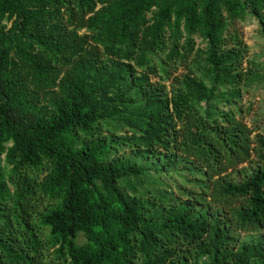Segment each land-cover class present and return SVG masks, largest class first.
<instances>
[{
	"label": "trees",
	"instance_id": "16d2710c",
	"mask_svg": "<svg viewBox=\"0 0 264 264\" xmlns=\"http://www.w3.org/2000/svg\"><path fill=\"white\" fill-rule=\"evenodd\" d=\"M249 18L264 38V0H0V264H264Z\"/></svg>",
	"mask_w": 264,
	"mask_h": 264
},
{
	"label": "rangeland",
	"instance_id": "374dc122",
	"mask_svg": "<svg viewBox=\"0 0 264 264\" xmlns=\"http://www.w3.org/2000/svg\"><path fill=\"white\" fill-rule=\"evenodd\" d=\"M239 27L243 31L245 41L251 49L249 58L251 60L256 59L259 62H264V38L261 35L258 21L254 18H249L248 21L241 23ZM197 43H200V39H197ZM203 47H205V45H203ZM154 81H156V79H154ZM243 104L246 108V113H244L246 122L254 129L264 133V89L259 86L246 88ZM124 153L128 157L133 156V153L127 148L123 149L120 154ZM261 234H264V230ZM244 235L246 234L243 233L242 236ZM79 241L80 243L85 241V236L83 234L79 236Z\"/></svg>",
	"mask_w": 264,
	"mask_h": 264
}]
</instances>
